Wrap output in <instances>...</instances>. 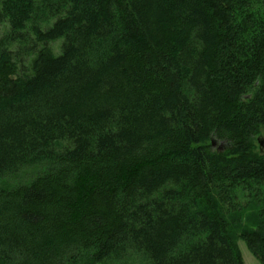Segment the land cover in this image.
Returning <instances> with one entry per match:
<instances>
[{
    "label": "trees",
    "instance_id": "16d2710c",
    "mask_svg": "<svg viewBox=\"0 0 264 264\" xmlns=\"http://www.w3.org/2000/svg\"><path fill=\"white\" fill-rule=\"evenodd\" d=\"M0 28V178L45 164L0 186V264H264V0H0Z\"/></svg>",
    "mask_w": 264,
    "mask_h": 264
},
{
    "label": "rangeland",
    "instance_id": "374dc122",
    "mask_svg": "<svg viewBox=\"0 0 264 264\" xmlns=\"http://www.w3.org/2000/svg\"><path fill=\"white\" fill-rule=\"evenodd\" d=\"M2 29L0 28V32ZM51 47L54 52H58L59 41H55L51 43ZM259 140L262 141V144H259ZM253 151H257L260 153H264V130H261L257 135L253 138ZM213 148L219 151H223L226 148V145L222 142L215 141ZM45 167L43 162L33 163L30 165H24L20 167L15 172L11 174H7L0 178V186L2 185H14L21 182H26L30 180L33 176H35L39 171H41ZM237 247L240 251L242 263L243 264H261L260 261L251 253L248 249L246 243L241 238L236 239ZM94 264H106L102 262H97Z\"/></svg>",
    "mask_w": 264,
    "mask_h": 264
},
{
    "label": "water",
    "instance_id": "95a60500",
    "mask_svg": "<svg viewBox=\"0 0 264 264\" xmlns=\"http://www.w3.org/2000/svg\"><path fill=\"white\" fill-rule=\"evenodd\" d=\"M210 143H211V145H214L215 140H214V139H211ZM259 144H260V145L262 144V141H261V140H259Z\"/></svg>",
    "mask_w": 264,
    "mask_h": 264
}]
</instances>
